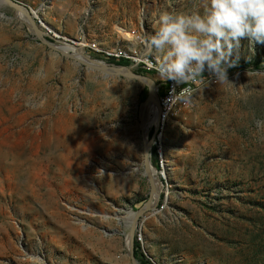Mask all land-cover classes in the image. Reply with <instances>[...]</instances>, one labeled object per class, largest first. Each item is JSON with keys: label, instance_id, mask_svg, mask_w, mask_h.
<instances>
[{"label": "rangeland", "instance_id": "1", "mask_svg": "<svg viewBox=\"0 0 264 264\" xmlns=\"http://www.w3.org/2000/svg\"><path fill=\"white\" fill-rule=\"evenodd\" d=\"M13 1L65 42H86L91 60L95 49L101 58L117 51L142 58V38L154 33L158 13L203 5ZM117 32L121 43L113 47ZM233 58V86L202 75L207 81L171 114L164 134L170 177L135 241L148 264H264V127L254 123L264 121V43L241 38ZM245 62L254 68L240 69ZM149 95L142 84L107 79L51 52L0 4V264H132L126 213L137 214L151 193L141 119ZM151 162L161 173L153 150Z\"/></svg>", "mask_w": 264, "mask_h": 264}, {"label": "clouds", "instance_id": "2", "mask_svg": "<svg viewBox=\"0 0 264 264\" xmlns=\"http://www.w3.org/2000/svg\"><path fill=\"white\" fill-rule=\"evenodd\" d=\"M155 31L144 36V51L158 60V73L177 83L202 76L231 85L227 71L240 39L249 46L264 43V0H203L202 11L157 14ZM257 129L264 121L256 120Z\"/></svg>", "mask_w": 264, "mask_h": 264}, {"label": "bare ground", "instance_id": "3", "mask_svg": "<svg viewBox=\"0 0 264 264\" xmlns=\"http://www.w3.org/2000/svg\"><path fill=\"white\" fill-rule=\"evenodd\" d=\"M0 4L4 5L2 0H0ZM16 13H18V12H16ZM147 13L148 12L146 10H144V13H143V16H144L143 19L144 20L146 19ZM18 15L21 18L25 19L27 24H29L24 14L18 13ZM32 16H33L34 19L37 18L35 12H32ZM35 21H36L37 26L40 28V30L42 31L44 36L51 37L52 39H59V44L61 46H63V47H72V45L83 44L84 49L87 48V45H86L87 43L86 42H84L85 44L84 43H77V42H71V43L65 42L66 39H62L60 35H57L54 32H52L42 22H40L37 19ZM67 44H70V45H67ZM59 50L61 52H63V53H68V54H70L71 51H75V53L77 54V55H75L76 58L78 56L79 60H83V61L86 60V57L84 56L82 51H78V50L71 49V48H64V49H59ZM69 50H71V51H69ZM108 58H111L112 60H126L127 62H134V60L130 59L128 54H126V53H124L122 51H117L113 55H108ZM150 63L152 64V67L155 68L158 71V61L150 60ZM92 65H95V64H92ZM106 78L110 79V78H117V77H115L112 74V75H110L109 77H106ZM162 78L165 79L164 77H162ZM190 81H194V79H191V80L185 81V82H190ZM166 82H175V81L166 80ZM141 84L143 86L147 87L148 89H149V86H151V84H148V85L145 84V83H141ZM188 91H191V87L186 92H184L182 94H178V95L173 97V100L171 101V107L167 109L165 115H163L162 121L160 122V124L158 125V128H157V132H156V145H158L157 157H158V162L160 164L159 166H160V169H161V173H159L154 167H150L149 175L152 178V185H153V189L154 190H153L152 197H151V206H150L151 210H149V213H155V210H156V208H157V206H158V204L160 202V198L159 197H160V192H161L160 191V189H161V181L166 182V178H167L166 172L168 174V177H170L169 176V172L171 171L170 167H169L170 161H166L167 159H166V156H165V139H164L165 130H166L168 124H169V120L171 121V114L173 113L174 109L178 106V104L181 102L183 97L190 93ZM143 115H144V119H143ZM158 116H159V98H158V93H156L154 99L151 100L150 102L146 103L143 106V108H142V119H143V122L145 120V124H146V125H144V133L147 136V137L146 136H144V137H145L146 140L148 139L149 132H150L151 128L155 124L158 123V120H159ZM153 139H154V143H155V136H154ZM136 170L138 171L139 169L136 168ZM143 174H144L145 177L148 178L149 175H147L146 172H143ZM99 214L102 217H104V218H109V216H106V215H104L102 213H99ZM126 214H127L128 218L132 219V222H133L132 224L134 226L135 219H136L135 214H133L131 212H127ZM144 219H148V218H145L143 216V220ZM140 231H141V224L139 225V229L137 230V233H138V236L136 237L137 239L135 238L136 239L135 241H137L138 243L142 242V238H141L140 233H139ZM137 233H136V235H137ZM129 245H130V233L127 235V238H126V247H127V249H129Z\"/></svg>", "mask_w": 264, "mask_h": 264}, {"label": "water", "instance_id": "4", "mask_svg": "<svg viewBox=\"0 0 264 264\" xmlns=\"http://www.w3.org/2000/svg\"><path fill=\"white\" fill-rule=\"evenodd\" d=\"M4 5L13 10L16 11L18 13H22L25 15L26 19L29 22V26L30 29L33 32L34 37L36 38V40L39 42V44H41L42 46H44L45 48H47L48 50H50L51 52L59 55L60 57L77 64L78 66L82 67V68H86L87 70L94 72V73H99L101 75H104L106 77H109L110 75H114L115 77H117V79H124L133 83H137V84H141V83H145V84H151V86H149V98L147 100V103L150 102L151 100L154 99L156 93H158V84L151 78L149 77H144V76H140L135 74L133 71H131L130 69H124V68H111L108 66H105L99 62H96L94 60H91L90 58L86 57V60H78L76 58L75 55L73 54H68V53H63L59 50V48L55 47L54 45L50 44L45 38L44 35L42 33V31L40 30V28L37 26L35 19L32 16V12L26 8L25 6L16 3L13 0H2ZM95 64V65H92ZM142 119V116H141ZM143 121V119H142ZM142 129L144 130V124H142ZM144 144H145V172L147 173V175H149V170L150 167H153L152 162H151V150L154 144V139H152V141L149 140V138L146 140L144 139ZM149 180H150V188H151V193H150V199L148 200V202L144 205V207L137 213L135 214L136 219H135V224L130 232V245H129V249H128V254H129V258L130 261H132V264H140L136 258V253H134V248H135V238H136V233L137 230L139 229V225L140 222L143 218V216L149 212V210H151L150 206H151V197H152V193H153V185H152V178L150 177V175L148 176Z\"/></svg>", "mask_w": 264, "mask_h": 264}, {"label": "built area", "instance_id": "5", "mask_svg": "<svg viewBox=\"0 0 264 264\" xmlns=\"http://www.w3.org/2000/svg\"><path fill=\"white\" fill-rule=\"evenodd\" d=\"M119 38H120V34H118ZM44 38L52 45H54L55 47L59 48V49H64V48H71V49H75L78 51H82L84 53V55H87V52L84 50V46L83 44H77V45H72V47H63L59 44V39H52L51 37H47L44 36ZM137 39V37L133 38V39H124V40H130V42L135 41ZM71 54L75 55V51H72ZM94 57H95V61L99 62L105 66L111 67V68H118L117 66H115L114 64H122L123 62L121 60H112L111 58H101L98 54V52L95 49V53H91ZM131 67L129 68L131 71L133 72H143V73H148L150 75L153 76H158L160 78L161 75H159L158 71L152 67V64L150 63V55H144L142 58H138V59H134L133 64H129ZM127 69V68H124ZM207 74V72H203L202 75ZM163 79V78H162ZM164 80V79H163ZM199 78L195 81H190V82H166L164 80L163 83L158 84V98H159V120L158 123L155 124L152 128H151V132L154 131V136H155V143L152 147L153 152L156 154V159H157V150H158V145H156V132H157V128L158 125L160 124V122L163 119V115H165L166 111L168 108L171 107V101L173 100V97L178 95V94H182L184 92H186L190 87L198 84ZM161 92V94H160ZM160 94V97H159Z\"/></svg>", "mask_w": 264, "mask_h": 264}, {"label": "trees", "instance_id": "6", "mask_svg": "<svg viewBox=\"0 0 264 264\" xmlns=\"http://www.w3.org/2000/svg\"><path fill=\"white\" fill-rule=\"evenodd\" d=\"M123 63L122 64H114L115 66H117L118 68H127V69H129L131 66L129 65V62H126V61H122ZM240 69H252V68H254V67H251V64L250 63H248V62H245V63H242L241 64V66L239 67ZM139 75L140 76H146V77H149V78H151V79H153L157 84H160V82L156 79L157 77L156 76H153V75H150V74H148V73H143V72H140L139 73ZM207 77L208 76H205V77H203V76H201V77H199V81L200 82H202V81H207ZM160 79H162V78H160ZM163 80V79H162ZM163 82H164V80H163ZM197 85V84H196ZM135 250H136V258H137V260H139V263L140 264H148L147 262H145V260H144V258L141 260L140 258H139V256H138V251L140 250V247H139V245H135ZM139 258V259H138Z\"/></svg>", "mask_w": 264, "mask_h": 264}, {"label": "crops", "instance_id": "7", "mask_svg": "<svg viewBox=\"0 0 264 264\" xmlns=\"http://www.w3.org/2000/svg\"><path fill=\"white\" fill-rule=\"evenodd\" d=\"M116 34H118V32H117ZM71 38H75V39H77L78 37H77V38H76V37H71ZM119 43H121V39H120V38H119V40H118L116 43L112 44L111 46L114 47V46H116V45L119 44ZM109 46H110V45H109ZM111 46H110V47H111Z\"/></svg>", "mask_w": 264, "mask_h": 264}]
</instances>
